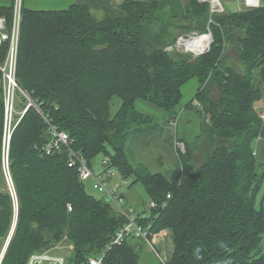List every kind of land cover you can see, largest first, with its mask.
Instances as JSON below:
<instances>
[{
  "label": "trees",
  "instance_id": "16d2710c",
  "mask_svg": "<svg viewBox=\"0 0 264 264\" xmlns=\"http://www.w3.org/2000/svg\"><path fill=\"white\" fill-rule=\"evenodd\" d=\"M93 8L103 9V17ZM0 14L12 19L13 0H0ZM208 20V5L197 0L117 6L79 0L57 10L23 5L16 81L26 109L9 147L0 71V243L15 223V199L18 206L1 264H27L32 253L61 244L70 245L67 264L103 252V264H146L138 236L109 249L129 219L87 192L77 168L68 166L67 148L43 150L50 125L66 131L71 149L91 166L103 154L107 167L143 186L148 208L136 220L150 234L163 233L161 250L155 247L160 264H264V207L256 205L264 163L254 152L262 127L255 104L264 97V4L214 15L211 48L200 56L166 50L181 34L205 31ZM228 44L242 70L223 63ZM187 83L197 90L182 106ZM114 98L120 101L112 113ZM143 100L163 109L168 121L179 116L178 124L185 111L188 122L199 120L195 129H175L184 150L169 173L127 157L129 137L160 131L138 109Z\"/></svg>",
  "mask_w": 264,
  "mask_h": 264
},
{
  "label": "rangeland",
  "instance_id": "374dc122",
  "mask_svg": "<svg viewBox=\"0 0 264 264\" xmlns=\"http://www.w3.org/2000/svg\"><path fill=\"white\" fill-rule=\"evenodd\" d=\"M8 2L9 0H4ZM79 0H24V4L28 8L33 9H62L69 8L73 6L74 3ZM123 0H110L113 6H117ZM186 2V0H182ZM98 3V2H97ZM261 3L264 4V0H261ZM225 6L228 12H236L244 9L239 0L225 2ZM95 15L99 18H102L104 15L103 9L93 8L92 9ZM192 32V31H190ZM187 32V33H190ZM185 34V33H184ZM176 42V41H175ZM173 45V44H172ZM171 46V45H169ZM168 46V47H169ZM166 47V50L173 56L177 55L180 52L178 49L169 50ZM170 48V47H169ZM171 49V48H170ZM223 63L233 65L238 70H242V63L238 60V53L233 44H228L225 48L223 55ZM195 84H186L184 90V95L182 99V106H184L195 94L196 92ZM17 89L14 91V101L13 109L12 103L9 104V114L6 121L7 136L12 134V131L15 125L19 122L20 117L24 114L26 105L21 101V98L18 94ZM214 93L218 96V92L215 89ZM118 98L112 100V113H115L118 109ZM138 109L140 111L149 114L158 122L160 126V131L152 135H143V136H131L126 142V154L131 163L138 165L140 163L147 166L151 171L169 173L174 169L177 160V154L179 151H183V144L174 139L175 129H178L179 133H182L185 129H195L199 120L192 119L191 122H188V111H185L179 122L177 124V118L168 121V114L161 108L156 107L154 104H151L147 101H139L137 103ZM12 111V114H11ZM7 113V101H6V112ZM7 118V117H6ZM189 135V134H188ZM258 138V137H257ZM256 138V142L257 139ZM255 145V144H254ZM178 151V152H177ZM103 154L98 155L92 161V166L95 173H99L103 170L102 163L105 160ZM132 178L124 180L120 172L113 167L112 168V182L119 185L121 192H124V195L129 199L132 205H129L134 209L133 215L137 217V214L144 215L146 213L145 209L148 208V197L145 193V190L141 184L131 185L130 181ZM12 184V182H11ZM87 192L95 197L102 198L103 195L100 191L93 187V180L89 179L84 182ZM126 193V194H125ZM104 198V197H103ZM15 214L18 212L17 201L15 199ZM256 205L258 208L264 207V180L262 187L260 188L257 198ZM163 233L150 234L148 240L138 237L135 239L139 243V251L143 257V261L146 264H160L161 260L157 256L156 252L152 249V245L158 250H161V241L163 240ZM7 241H1L0 243V258L2 251L6 245ZM70 245L61 244L55 249H52L55 254L62 255L64 257H69L70 255ZM160 260V262H159ZM162 263V262H161ZM1 264V259H0Z\"/></svg>",
  "mask_w": 264,
  "mask_h": 264
},
{
  "label": "built area",
  "instance_id": "2783aa9c",
  "mask_svg": "<svg viewBox=\"0 0 264 264\" xmlns=\"http://www.w3.org/2000/svg\"><path fill=\"white\" fill-rule=\"evenodd\" d=\"M199 3L207 4L209 9V20L205 31H192L190 33L181 34L176 42L169 46V50L178 49L180 52L192 54L194 57L200 56L208 52L213 42V34L211 24L214 23L213 16L224 14L227 11L225 2L236 0H197ZM244 9L258 8L262 5L261 0H239ZM24 0H13V16L9 21L8 17L0 14V49L4 48V54L0 59V71L3 74L5 94L7 101V119L9 114V104L14 101V91L19 88L16 81V68L18 62L19 40L22 21V10ZM205 37V38H203ZM12 114V111H11ZM50 137L43 150L47 153H53L67 148L69 151L68 166L77 168L80 179L85 182L89 179L93 180V187L101 192L103 197L112 204L117 210L125 214L129 222L122 227L113 238L109 245V249L113 245H119L126 238L138 236L148 240L150 233L137 223L136 217L133 215L134 209L127 204L124 192H121L118 184L112 182V168L107 167V161H104L103 170L98 174L95 173L93 167L88 160L81 154L71 149V139L68 133L60 130L54 125H50ZM9 136H7L8 139ZM184 150V148H183ZM10 182V177L8 179ZM11 191L14 193L13 187ZM151 206H155L154 202H150ZM71 209V206H69ZM152 249L157 256L164 262L163 256L152 245ZM105 252L97 256L89 257L81 261L79 264H103ZM68 259L62 255L55 254L52 250H41L31 254L27 264H67Z\"/></svg>",
  "mask_w": 264,
  "mask_h": 264
},
{
  "label": "crops",
  "instance_id": "0c3cea01",
  "mask_svg": "<svg viewBox=\"0 0 264 264\" xmlns=\"http://www.w3.org/2000/svg\"><path fill=\"white\" fill-rule=\"evenodd\" d=\"M256 110L259 113V115L262 116V127L258 136V140L254 142V152L257 160L261 163H264V97L257 101L255 104ZM126 194V193H125ZM128 201V205H132L128 198H126Z\"/></svg>",
  "mask_w": 264,
  "mask_h": 264
},
{
  "label": "water",
  "instance_id": "95a60500",
  "mask_svg": "<svg viewBox=\"0 0 264 264\" xmlns=\"http://www.w3.org/2000/svg\"><path fill=\"white\" fill-rule=\"evenodd\" d=\"M10 139H11V135H10V136L8 137V139H7L8 147H9ZM8 147H7V151H8ZM16 221H17V214H16V219H15V223H14V225H13L12 231H11V233H10V235H9V238H8V240H7V243H6V245H5V247H4L3 251H2L1 258H0L1 261H2V259H3V257H4V255H5V252H6V250H7V247H8V245H9V242H10L11 237H12V235H13V232H14V229H15V225H16Z\"/></svg>",
  "mask_w": 264,
  "mask_h": 264
},
{
  "label": "bare ground",
  "instance_id": "6f19581e",
  "mask_svg": "<svg viewBox=\"0 0 264 264\" xmlns=\"http://www.w3.org/2000/svg\"><path fill=\"white\" fill-rule=\"evenodd\" d=\"M203 38H205V37H203Z\"/></svg>",
  "mask_w": 264,
  "mask_h": 264
}]
</instances>
